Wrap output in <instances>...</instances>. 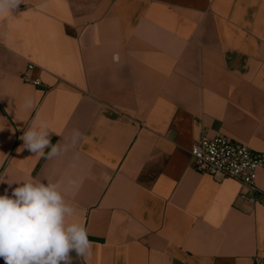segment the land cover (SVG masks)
<instances>
[{
  "label": "crops",
  "instance_id": "crops-1",
  "mask_svg": "<svg viewBox=\"0 0 264 264\" xmlns=\"http://www.w3.org/2000/svg\"><path fill=\"white\" fill-rule=\"evenodd\" d=\"M0 43V174L61 184L92 242L73 264L264 258V203L190 153L217 133L264 153V0H23ZM41 121L51 158L18 151Z\"/></svg>",
  "mask_w": 264,
  "mask_h": 264
},
{
  "label": "clouds",
  "instance_id": "clouds-1",
  "mask_svg": "<svg viewBox=\"0 0 264 264\" xmlns=\"http://www.w3.org/2000/svg\"><path fill=\"white\" fill-rule=\"evenodd\" d=\"M22 3L0 0V17L18 11ZM22 107L31 110L33 100L26 98ZM51 132L47 122H34L20 137L24 143L18 151L43 156L49 147L48 158L58 155L60 147L51 144ZM80 135L77 131L74 138ZM6 175L0 174V183L11 189L10 195L7 189L0 195V258L5 264H73V252L84 260L91 257L87 229L71 219L77 210L66 202L59 182L45 185L30 174L19 181L5 179ZM13 183L18 186L12 188Z\"/></svg>",
  "mask_w": 264,
  "mask_h": 264
},
{
  "label": "built area",
  "instance_id": "built-area-1",
  "mask_svg": "<svg viewBox=\"0 0 264 264\" xmlns=\"http://www.w3.org/2000/svg\"><path fill=\"white\" fill-rule=\"evenodd\" d=\"M3 45L0 43V49ZM29 65L24 80L40 86L39 79L31 80ZM196 170L202 174L222 179H232L242 185L239 199L257 205L264 203V193L257 186V176L264 169V153H257L247 145L236 142L222 133L214 137L202 136L190 150ZM252 264H264V258L256 257Z\"/></svg>",
  "mask_w": 264,
  "mask_h": 264
}]
</instances>
